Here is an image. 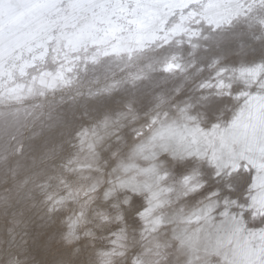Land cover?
I'll use <instances>...</instances> for the list:
<instances>
[{
  "label": "snow or ice",
  "instance_id": "obj_1",
  "mask_svg": "<svg viewBox=\"0 0 264 264\" xmlns=\"http://www.w3.org/2000/svg\"><path fill=\"white\" fill-rule=\"evenodd\" d=\"M149 52L173 91L145 104L153 78L130 73L90 92L89 127L74 111L31 165L23 145L16 167L0 152L15 177L0 264H44L24 241L36 212L58 225L52 264H264V0H0V103L46 97L76 61ZM98 233L111 247L86 255Z\"/></svg>",
  "mask_w": 264,
  "mask_h": 264
},
{
  "label": "rangeland",
  "instance_id": "obj_2",
  "mask_svg": "<svg viewBox=\"0 0 264 264\" xmlns=\"http://www.w3.org/2000/svg\"><path fill=\"white\" fill-rule=\"evenodd\" d=\"M142 59L143 63L137 65H127L118 56H102L95 63L91 60L76 61L72 73H65L70 76L71 83L60 85L55 89V92H49L46 97L27 96L21 101L12 100L7 101L6 104L0 103V110L5 109L7 106L10 112L6 122L0 121V152L8 148L9 152L5 154L8 155L12 166L16 167L18 157L11 154V147L23 145L24 155L19 157V160L21 163L31 165L34 160L33 150L35 146L50 139L55 132L56 125L66 117L71 118L74 111L77 120L83 123L85 128L89 127L91 117L88 115L82 116L77 109L82 107L81 102L83 100L90 98V92L95 93L106 85L125 79L130 73L140 72L143 69L148 71L153 78L151 81H144L142 99L145 104L149 103L153 95H159L161 89L173 91L177 86L176 81L165 79L168 74L163 73L161 66L156 62L158 57L149 52ZM150 65L153 67L150 68ZM175 95L178 96L179 93H175ZM134 124L136 127H140L138 123L134 122ZM144 130L147 131L146 128ZM121 132L125 134V139H127V134L131 132V129H121ZM81 158L83 159V157ZM133 163L137 167H146L149 161L139 157ZM131 175L136 179H141L135 171ZM143 178L147 179V177ZM14 181L15 177L7 172V168H0V198L7 197L9 199V208L12 207V199L15 196L12 191ZM5 215L7 214H0V243L3 242L5 236ZM8 226H11L10 215H8ZM57 226L52 222H45L39 212L30 215L23 224L27 233L24 235L26 247L30 248L31 256L36 261L52 264V261L58 257L59 246L58 244L53 246L50 240V235ZM108 235L107 233H98L94 239H88L86 242V255L93 254V251L100 252L110 248ZM169 235L170 232L168 231L161 232L162 238Z\"/></svg>",
  "mask_w": 264,
  "mask_h": 264
},
{
  "label": "bare ground",
  "instance_id": "obj_3",
  "mask_svg": "<svg viewBox=\"0 0 264 264\" xmlns=\"http://www.w3.org/2000/svg\"><path fill=\"white\" fill-rule=\"evenodd\" d=\"M141 159V158H140ZM144 159V158H143ZM147 167V166H146Z\"/></svg>",
  "mask_w": 264,
  "mask_h": 264
}]
</instances>
